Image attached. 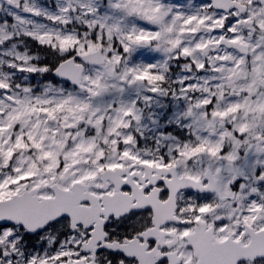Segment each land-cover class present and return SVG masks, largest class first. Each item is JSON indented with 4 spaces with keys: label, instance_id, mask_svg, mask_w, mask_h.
Listing matches in <instances>:
<instances>
[{
    "label": "snow or ice",
    "instance_id": "1",
    "mask_svg": "<svg viewBox=\"0 0 264 264\" xmlns=\"http://www.w3.org/2000/svg\"><path fill=\"white\" fill-rule=\"evenodd\" d=\"M0 264H264V0H0Z\"/></svg>",
    "mask_w": 264,
    "mask_h": 264
}]
</instances>
